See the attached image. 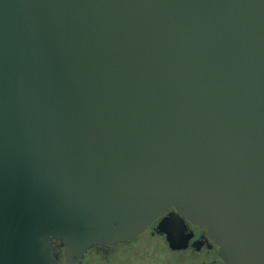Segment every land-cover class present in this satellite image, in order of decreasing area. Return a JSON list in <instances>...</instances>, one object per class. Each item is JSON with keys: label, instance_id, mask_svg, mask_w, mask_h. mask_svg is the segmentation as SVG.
<instances>
[{"label": "water", "instance_id": "1", "mask_svg": "<svg viewBox=\"0 0 264 264\" xmlns=\"http://www.w3.org/2000/svg\"><path fill=\"white\" fill-rule=\"evenodd\" d=\"M171 207L264 264V0H0V264Z\"/></svg>", "mask_w": 264, "mask_h": 264}, {"label": "flooded vegetation", "instance_id": "2", "mask_svg": "<svg viewBox=\"0 0 264 264\" xmlns=\"http://www.w3.org/2000/svg\"><path fill=\"white\" fill-rule=\"evenodd\" d=\"M54 245L57 264H226L207 228L173 207L138 235L114 244H93L81 257L67 256L58 241Z\"/></svg>", "mask_w": 264, "mask_h": 264}]
</instances>
